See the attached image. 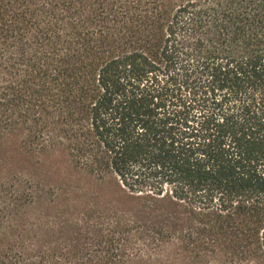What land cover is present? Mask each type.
<instances>
[{
    "label": "trees",
    "instance_id": "16d2710c",
    "mask_svg": "<svg viewBox=\"0 0 264 264\" xmlns=\"http://www.w3.org/2000/svg\"><path fill=\"white\" fill-rule=\"evenodd\" d=\"M0 264H264V0H0Z\"/></svg>",
    "mask_w": 264,
    "mask_h": 264
}]
</instances>
